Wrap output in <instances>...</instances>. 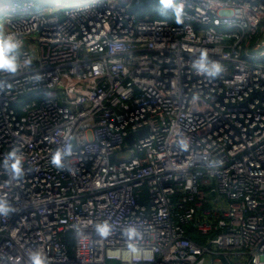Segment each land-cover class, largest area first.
<instances>
[{"label": "built area", "instance_id": "obj_1", "mask_svg": "<svg viewBox=\"0 0 264 264\" xmlns=\"http://www.w3.org/2000/svg\"><path fill=\"white\" fill-rule=\"evenodd\" d=\"M69 1L0 0V264H264V0Z\"/></svg>", "mask_w": 264, "mask_h": 264}, {"label": "clouds", "instance_id": "obj_2", "mask_svg": "<svg viewBox=\"0 0 264 264\" xmlns=\"http://www.w3.org/2000/svg\"><path fill=\"white\" fill-rule=\"evenodd\" d=\"M165 4H172L173 0H163ZM179 10V9H178ZM22 41L18 40L13 34L9 33L8 35L0 32V74H16L21 69V62L19 60V49L21 47ZM32 57L25 58L23 61L24 65L32 63ZM10 157H15V152H9ZM61 154L56 152L53 154L51 163L60 166ZM11 167L19 171V160L13 159ZM7 209L2 203H0V212H6ZM102 234L106 235V230H101ZM32 264H44V261L41 259L40 254H34L31 257Z\"/></svg>", "mask_w": 264, "mask_h": 264}, {"label": "trees", "instance_id": "obj_3", "mask_svg": "<svg viewBox=\"0 0 264 264\" xmlns=\"http://www.w3.org/2000/svg\"><path fill=\"white\" fill-rule=\"evenodd\" d=\"M132 9L138 15L149 14L155 18H163L167 15L159 0H135Z\"/></svg>", "mask_w": 264, "mask_h": 264}, {"label": "rangeland", "instance_id": "obj_4", "mask_svg": "<svg viewBox=\"0 0 264 264\" xmlns=\"http://www.w3.org/2000/svg\"><path fill=\"white\" fill-rule=\"evenodd\" d=\"M75 0H70L69 3H73ZM3 28V23L0 21V29ZM207 262H208V258H207ZM109 264H111L109 262Z\"/></svg>", "mask_w": 264, "mask_h": 264}, {"label": "water", "instance_id": "obj_5", "mask_svg": "<svg viewBox=\"0 0 264 264\" xmlns=\"http://www.w3.org/2000/svg\"><path fill=\"white\" fill-rule=\"evenodd\" d=\"M127 140L131 141V135H128V136H127ZM210 186H212V184H210ZM209 195H210V196H212V195H213V193H212V192H210V193H209Z\"/></svg>", "mask_w": 264, "mask_h": 264}]
</instances>
